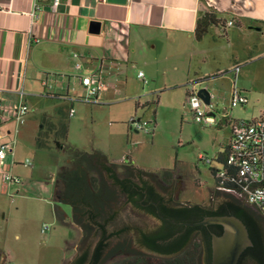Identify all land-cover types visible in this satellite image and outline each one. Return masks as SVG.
<instances>
[{"label": "crops", "instance_id": "crops-1", "mask_svg": "<svg viewBox=\"0 0 264 264\" xmlns=\"http://www.w3.org/2000/svg\"><path fill=\"white\" fill-rule=\"evenodd\" d=\"M36 2L41 10L33 13ZM50 2L0 0V99L5 110L0 117V146L11 148L0 165V213H7L9 201L14 205L12 214L21 217L37 210L42 213L43 203L48 204L42 225H49L48 231L57 225L67 243L70 230L78 226L71 205L57 196L56 180L71 161L72 150H78L64 141L75 103H85L80 100L85 94L80 77L97 73L104 78L99 102L85 103L95 106L126 95L128 71L137 67L151 72L164 66L177 74V82L165 77L152 90L178 87L186 97L189 90L198 91L208 81L230 77L229 99L233 88L250 99L245 78L264 77V0H60L54 12ZM205 13H214L218 23L196 39L197 21ZM92 22L100 23L98 33L90 32ZM77 63L80 69L75 68ZM144 78L145 83L138 79L147 86L145 74ZM21 93L28 113L24 124L16 127L8 110L20 101ZM224 110L233 112L229 106ZM263 110L264 102L258 113ZM93 151L120 167L140 168L134 159L123 161L95 148L88 152ZM45 157L54 159L57 168L48 171L37 164ZM26 160L31 166H24ZM6 173L19 177L21 183L4 181ZM5 258L0 248V263Z\"/></svg>", "mask_w": 264, "mask_h": 264}, {"label": "rangeland", "instance_id": "rangeland-1", "mask_svg": "<svg viewBox=\"0 0 264 264\" xmlns=\"http://www.w3.org/2000/svg\"><path fill=\"white\" fill-rule=\"evenodd\" d=\"M139 69L145 74L147 86H143L137 77ZM173 73L164 66L151 72L137 67L128 71L126 95L123 97L113 99L106 105L75 103V114L69 122L65 144L86 152L92 148L101 149L123 161L128 157L134 159L140 168L153 173L175 167L177 172L162 189L163 196L172 199L175 204H202L215 209L232 197L244 204V199L237 193L221 192L211 197L216 187L215 179L211 174V165L199 160V155L213 158L223 151L230 136V128L223 115H231L238 120L259 115L258 109L264 102V77L257 80L245 78L246 88L252 95L249 104L243 109H233L231 114L224 110L229 106L228 93L232 85L230 77L200 85V89H206L213 96L211 104L216 123L208 126L192 120L182 88L175 87L166 91L151 89L152 85L161 86L165 77L168 80L170 76V82H177V74ZM152 74L155 77H151ZM237 84L240 86V81ZM132 118L148 123L152 132H135L134 128L130 129ZM37 164L48 171L57 168L56 161L48 157L40 158ZM215 165L216 162L212 163V166ZM8 205L7 213H0V248L6 256L0 264H72L85 249L89 248L91 254L97 243L83 240L79 227L70 230L67 243L57 225L41 233V225L45 222L43 215L50 209L48 204L43 203L44 212L32 211L24 217L13 215L11 209L14 205L10 201ZM252 210L257 213L256 209ZM116 223L118 227L128 225L144 230H153L159 224L154 217L133 210L128 205L120 206ZM133 248L140 251L135 243ZM122 258L124 255L116 254L106 263H114ZM84 264H89V261Z\"/></svg>", "mask_w": 264, "mask_h": 264}, {"label": "trees", "instance_id": "trees-1", "mask_svg": "<svg viewBox=\"0 0 264 264\" xmlns=\"http://www.w3.org/2000/svg\"><path fill=\"white\" fill-rule=\"evenodd\" d=\"M216 23L214 13H205L197 21L196 39ZM172 171L163 169L153 173L131 165L120 167L100 151L72 150L71 161L61 168L56 180L57 196L71 205L73 221L81 229L83 240L97 241L91 254L89 248L85 249L77 262L212 264V234L218 235L222 226H177L162 218L198 222L209 216L234 215L246 225L252 241L238 264H264V235L260 233L264 230V216L231 195H228L231 200L215 209L202 204H175L162 194L163 185L173 178ZM220 193L215 189L212 197ZM121 205L154 217L159 220L158 226L153 230L118 227L116 220ZM134 243L140 251L134 250ZM116 254L124 258L106 263Z\"/></svg>", "mask_w": 264, "mask_h": 264}, {"label": "built area", "instance_id": "built-area-1", "mask_svg": "<svg viewBox=\"0 0 264 264\" xmlns=\"http://www.w3.org/2000/svg\"><path fill=\"white\" fill-rule=\"evenodd\" d=\"M60 0H51L50 10L56 11ZM40 4L34 3V12L40 11ZM35 15V14H33ZM229 25H232L229 22ZM35 42H38L36 39ZM76 56V55H75ZM80 69L79 63L75 65ZM137 77L146 82L143 72L139 71ZM80 83L84 87L85 94L80 98L85 103H98V95L104 90V78L97 74L91 73L80 77ZM20 101L11 107L8 112L13 115L16 127L24 124L25 117L28 113V107L23 101V93L20 94ZM247 95L236 88H233L229 100V108L234 109L248 104ZM186 105L191 118L196 123L203 125H214L216 116L211 104L206 105L197 96L196 90H189L186 95ZM2 101L0 99V117L4 113ZM74 114V109L69 110V115ZM227 119L230 136L223 151L213 158H206L199 155V160L207 165H211L213 177L216 183V189L225 193H237L241 195L245 203L256 209L264 216V110L258 116L250 119H233L231 116L223 115ZM131 127L138 131L152 132L148 123L140 120L131 119ZM11 148L9 145L0 146V165H3L5 157ZM216 162L215 166L212 163ZM24 166H31V161L26 160ZM4 181L13 184H20L21 179L9 173L4 174ZM50 226L42 225L41 233H46Z\"/></svg>", "mask_w": 264, "mask_h": 264}, {"label": "water", "instance_id": "water-1", "mask_svg": "<svg viewBox=\"0 0 264 264\" xmlns=\"http://www.w3.org/2000/svg\"><path fill=\"white\" fill-rule=\"evenodd\" d=\"M110 1L124 3L126 0ZM99 28L100 23L92 22L90 32L98 33ZM197 96L204 102V104H210V94L206 89H199L197 91ZM162 219L167 220L174 225L185 227L207 225L222 226L223 232L221 235H212V264H238L243 252L248 247L252 246V241L246 225L234 215L209 216L198 222H175L167 218Z\"/></svg>", "mask_w": 264, "mask_h": 264}, {"label": "flooded vegetation", "instance_id": "flooded-vegetation-1", "mask_svg": "<svg viewBox=\"0 0 264 264\" xmlns=\"http://www.w3.org/2000/svg\"><path fill=\"white\" fill-rule=\"evenodd\" d=\"M158 222H159V220H158ZM222 232H223V228L221 229V231L219 232V234L218 235H216V234H212V235H216V236H219V235H221L222 234ZM261 235H264V230L262 231L261 230ZM85 263V262H84ZM73 264H79L78 262H77V259L73 262Z\"/></svg>", "mask_w": 264, "mask_h": 264}]
</instances>
